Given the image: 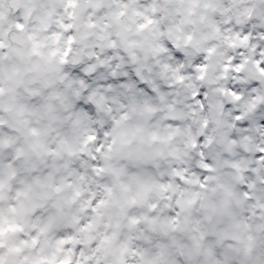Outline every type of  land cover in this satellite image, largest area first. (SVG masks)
Here are the masks:
<instances>
[{
    "label": "snow or ice",
    "instance_id": "1",
    "mask_svg": "<svg viewBox=\"0 0 264 264\" xmlns=\"http://www.w3.org/2000/svg\"><path fill=\"white\" fill-rule=\"evenodd\" d=\"M0 264H264V0H0Z\"/></svg>",
    "mask_w": 264,
    "mask_h": 264
}]
</instances>
